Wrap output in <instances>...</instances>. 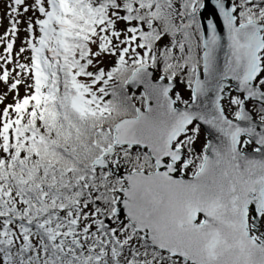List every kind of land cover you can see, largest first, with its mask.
I'll list each match as a JSON object with an SVG mask.
<instances>
[{
	"label": "snow or ice",
	"instance_id": "obj_1",
	"mask_svg": "<svg viewBox=\"0 0 264 264\" xmlns=\"http://www.w3.org/2000/svg\"><path fill=\"white\" fill-rule=\"evenodd\" d=\"M4 7L0 264H264V0Z\"/></svg>",
	"mask_w": 264,
	"mask_h": 264
},
{
	"label": "rangeland",
	"instance_id": "obj_2",
	"mask_svg": "<svg viewBox=\"0 0 264 264\" xmlns=\"http://www.w3.org/2000/svg\"><path fill=\"white\" fill-rule=\"evenodd\" d=\"M6 9L4 7V0H0V35L3 34V32L6 30V28L8 27V22H7V19L4 18V13H5ZM25 33L23 32V30L21 31L20 33V39H18L16 41V44H15V50L18 51L19 50V47L21 46V40L23 39ZM3 47L4 45L0 44V54H3ZM26 56L29 55V54H25ZM21 62H24L23 59H21ZM10 69L14 67V65H9L8 66ZM16 71H19L18 69ZM178 90H181L183 91L182 88L178 89ZM4 91H6V88L4 87L3 84H0V93H3ZM25 94V89L23 86L20 87V95L23 96ZM185 95V98H187V93H184ZM13 101V96L12 94H9L8 96V99L5 101V103H11ZM3 105H0V108H2ZM204 142V137L202 136L200 141L197 143V150L200 149V147L202 146Z\"/></svg>",
	"mask_w": 264,
	"mask_h": 264
}]
</instances>
